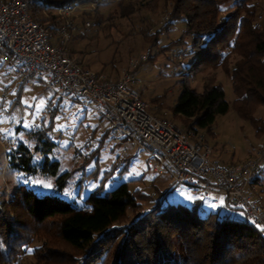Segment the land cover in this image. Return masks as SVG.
I'll list each match as a JSON object with an SVG mask.
<instances>
[{"label":"trees","instance_id":"trees-1","mask_svg":"<svg viewBox=\"0 0 264 264\" xmlns=\"http://www.w3.org/2000/svg\"><path fill=\"white\" fill-rule=\"evenodd\" d=\"M98 1L37 0L33 16L42 18V13L66 5ZM228 1L144 0L142 5L155 12L163 3L168 25L183 19L184 36L194 40L195 54L208 56L213 66H223L231 82V104L213 79L204 81L201 93L183 84L172 112L194 119L185 134L208 129L232 105L237 116L263 137L264 0H233L232 11L221 19L220 8ZM119 4L122 18L134 12L130 4ZM48 14L55 19L53 13ZM231 55L235 61L229 66ZM259 109L263 114L257 118ZM48 133L49 126L33 133V153L42 156L38 165L32 164L33 153L22 144L8 154L7 162L9 168L31 176L55 178L53 191L61 194L71 175H58L59 163L48 157L55 146ZM115 166L125 169L120 173L127 172L126 159ZM263 168L264 158L254 186L259 185ZM167 192L160 194L153 207L141 212V195H148L131 192L125 183L108 192L102 187L95 190L84 200L86 209H78L56 195L37 196L20 186L10 201L0 203V264H18L25 247L40 237L43 240L33 251L34 264H264V231L246 220L243 208L225 205L202 215L199 197L189 206H164Z\"/></svg>","mask_w":264,"mask_h":264},{"label":"rangeland","instance_id":"rangeland-1","mask_svg":"<svg viewBox=\"0 0 264 264\" xmlns=\"http://www.w3.org/2000/svg\"><path fill=\"white\" fill-rule=\"evenodd\" d=\"M119 3L124 7L130 4L134 12L122 18ZM142 3L144 0H101L94 11L77 13L78 28L74 31L70 51L90 71L111 79H116L128 67L130 60H139L149 51L148 60L140 63L133 72L136 89L147 103L150 114L166 118L185 133L194 119H185L172 112L183 84L187 83L201 93L204 81L213 79L215 85L224 91L225 100L231 104L234 98L231 82L223 66H213L208 56L198 57L195 54L194 40L184 36L183 19L168 25V12L163 3L155 12L145 9ZM232 4L233 0H230L220 8L219 18L230 14ZM48 13H54V10L42 13L40 17L47 19L50 16ZM84 21L90 23L86 30L82 28ZM234 61L235 57L231 55L227 63L232 66ZM262 114V109H259L255 116L259 118ZM47 126L48 136L55 145L48 157L59 163L58 175L65 172L71 175L64 191L55 195L78 209H86L85 198L100 187L103 192H108L123 183L131 192L148 195L139 193L142 196L139 202L141 212L153 207V202L167 191L164 206H189L198 198L192 196L186 186H173L169 172L174 170L164 156L157 155V158L170 171L162 168L161 174L154 172L157 162L150 159L146 151L122 157L121 148L114 147L106 124L96 109L60 100L42 83L33 87L22 84L0 60V203L10 201L20 186L30 189L37 196H40L38 192L54 193L55 178L31 176L9 168L7 162L8 154L18 145L26 146L33 153V133ZM196 131L211 147L212 159L220 166L241 165L258 159L264 151V136H257L250 123L237 116L232 105L228 113L217 116L208 129ZM55 133L60 139L54 138ZM193 133L191 131L190 136ZM41 159V155L33 153L32 164L38 165ZM124 159L128 169L120 173L125 169L120 167L117 170L115 163ZM259 176V185H251L247 196L264 210V168ZM45 185H51V189ZM221 198L225 201V196L215 193L199 198L202 215L220 208ZM212 203L218 207L212 209ZM129 215L130 218L134 216L132 213ZM13 217L11 214L10 218ZM40 241L33 240L25 247L32 251L25 250L18 264L35 263L33 251ZM54 243L59 245L58 241Z\"/></svg>","mask_w":264,"mask_h":264},{"label":"built area","instance_id":"built-area-1","mask_svg":"<svg viewBox=\"0 0 264 264\" xmlns=\"http://www.w3.org/2000/svg\"><path fill=\"white\" fill-rule=\"evenodd\" d=\"M100 1L63 6L54 11L55 19L44 20L33 16L37 0H0V60L22 84L42 83L60 100L96 109L122 157L146 151L157 162L154 172L161 174L162 168L170 171L158 160L157 155H162L174 170L169 172L174 187L186 186L199 198L223 195L228 208H243L246 220L264 227L263 208L247 196L264 151L241 165L220 166L201 135L182 133L166 118L150 114L133 77L138 65L148 60L149 51L139 60H130L117 79L90 71L73 56L70 44L78 28L76 15L94 11ZM89 27V22L82 23L84 30ZM53 136L60 139L56 133Z\"/></svg>","mask_w":264,"mask_h":264},{"label":"snow or ice","instance_id":"snow-or-ice-1","mask_svg":"<svg viewBox=\"0 0 264 264\" xmlns=\"http://www.w3.org/2000/svg\"><path fill=\"white\" fill-rule=\"evenodd\" d=\"M25 182H27V181H25ZM44 187H46V188H48V189H51V185H45ZM37 194L40 195V196H44V195H55L56 193H52V192H48V193H45V192H38ZM220 206H221V207L225 206V201H224L223 198H221ZM210 207H211L212 209H216V208L218 207V205H217L216 203H212V204L210 205ZM203 214H204V215H207V213H203ZM241 215H243V214L241 213ZM221 222H222V221H221ZM253 223H255V222H253ZM257 226L260 227L259 225H257ZM260 230H261V231H264V227H260ZM0 246H2V242H0ZM26 251H32V250H31V249H26Z\"/></svg>","mask_w":264,"mask_h":264},{"label":"crops","instance_id":"crops-1","mask_svg":"<svg viewBox=\"0 0 264 264\" xmlns=\"http://www.w3.org/2000/svg\"><path fill=\"white\" fill-rule=\"evenodd\" d=\"M71 53H72V52H71ZM73 56H74V55H73ZM74 57H75V56H74ZM84 67H85V66H84ZM85 68H87V67H85ZM87 69H88V68H87ZM119 76H120V75H118L117 78H118ZM117 78H116V79H117Z\"/></svg>","mask_w":264,"mask_h":264}]
</instances>
